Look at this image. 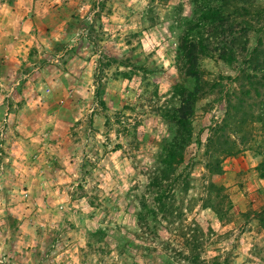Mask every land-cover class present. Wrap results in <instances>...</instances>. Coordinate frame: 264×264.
Segmentation results:
<instances>
[{
	"label": "rangeland",
	"instance_id": "374dc122",
	"mask_svg": "<svg viewBox=\"0 0 264 264\" xmlns=\"http://www.w3.org/2000/svg\"><path fill=\"white\" fill-rule=\"evenodd\" d=\"M192 6L0 0V264H189L194 242L202 264H264V93L243 95L245 52L233 65L202 60L212 84L195 107L173 222L154 233L136 218L173 136L162 114L181 79L176 45ZM238 8L239 20L260 26L244 13L264 0ZM247 37L248 52L262 48L264 36ZM240 98L262 117L251 133L225 124ZM219 201L222 219L210 207Z\"/></svg>",
	"mask_w": 264,
	"mask_h": 264
},
{
	"label": "trees",
	"instance_id": "16d2710c",
	"mask_svg": "<svg viewBox=\"0 0 264 264\" xmlns=\"http://www.w3.org/2000/svg\"><path fill=\"white\" fill-rule=\"evenodd\" d=\"M192 3V17L185 18L181 22L182 30L176 45L175 63L181 79L173 86V104L162 114V118L173 125V136L165 150L158 156L157 165L148 180L147 199L141 201L136 216L140 226L152 228L153 231L164 221L166 224L173 222L175 190L179 179L183 176L182 171L178 170L183 165L187 168L192 162L191 144L194 137L195 107L197 102L209 93L212 84L201 68L202 60L216 58L227 65H233L245 52L247 69L242 70V73L245 75L248 87L243 91V95L248 96L252 91L256 96L262 97L264 93V42L259 39L262 48L247 51V34L250 31L257 36H264V10H245L244 15L255 17L257 22L262 21L260 26L256 27L247 20L238 19L240 10L238 0H192ZM76 19L77 17L72 16L66 22L64 30H69V35L74 33ZM65 47L66 45L61 43L57 51H62ZM127 76L123 74V77ZM229 103L231 104L230 101ZM232 110L234 114L228 112L225 124L234 125L240 131L244 129V132H250L252 130L250 123L262 118L260 114L256 118L252 109H244L243 98L239 99ZM249 127L251 130H248ZM234 152L231 146L223 149L225 155H232ZM218 167L219 169L212 168L209 165L208 169L213 174H218L222 169ZM256 170L264 180V158L258 163ZM187 181L185 180V191L189 185ZM211 187L219 189L213 184ZM228 204L227 208L231 209V200H228ZM220 205L219 201L210 207L218 218L222 219L228 212L222 210ZM98 231L95 233L99 234ZM194 243L191 246L192 254L187 260L189 264H202L199 255L196 254L197 244Z\"/></svg>",
	"mask_w": 264,
	"mask_h": 264
}]
</instances>
